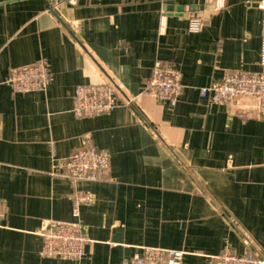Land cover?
Listing matches in <instances>:
<instances>
[{
    "label": "crops",
    "instance_id": "1",
    "mask_svg": "<svg viewBox=\"0 0 264 264\" xmlns=\"http://www.w3.org/2000/svg\"><path fill=\"white\" fill-rule=\"evenodd\" d=\"M222 1V0H220ZM0 0V264H121L152 246L183 264H215L225 249L264 255V117L254 98L228 104L200 89L260 64L264 0ZM202 19L198 32L189 26ZM45 60V91L16 92L13 68ZM157 61L176 65V103L146 91ZM112 84L118 107L78 117L80 84ZM85 140L110 155L99 180L54 174ZM81 206V260L41 254L49 219Z\"/></svg>",
    "mask_w": 264,
    "mask_h": 264
},
{
    "label": "built area",
    "instance_id": "2",
    "mask_svg": "<svg viewBox=\"0 0 264 264\" xmlns=\"http://www.w3.org/2000/svg\"><path fill=\"white\" fill-rule=\"evenodd\" d=\"M83 0H51V8L58 10L63 4L77 5ZM216 7L223 8V0H217ZM264 9V4L260 5ZM203 22L193 17L189 26L191 32L202 29ZM260 64L263 71L255 74L230 72L223 80L200 89L203 98L217 104H228L241 97L254 98L258 102L260 114L264 117V20L262 22V46ZM51 69L45 60L13 68L8 83L16 92L45 91L51 82ZM184 90L182 73L174 64L157 61L147 82L146 91L159 101L176 103ZM118 107V94L110 83L80 84L75 89L74 113L78 117H95L110 114ZM110 170V155L107 151L85 140L72 155L58 161L54 174L72 179L99 180ZM93 196L79 191L74 197L73 220L49 219L40 229L43 238L41 254L48 258L81 260L89 243L87 228L81 219V206L91 205ZM7 211L0 199V223ZM184 253L161 247H142V252L121 264H183ZM215 264H264V255L250 251L237 254L230 249L214 257Z\"/></svg>",
    "mask_w": 264,
    "mask_h": 264
}]
</instances>
